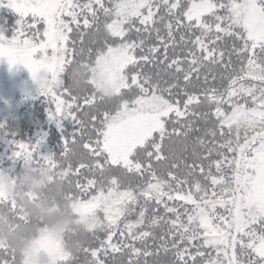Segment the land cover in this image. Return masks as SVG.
<instances>
[{
	"label": "snow or ice",
	"instance_id": "snow-or-ice-1",
	"mask_svg": "<svg viewBox=\"0 0 264 264\" xmlns=\"http://www.w3.org/2000/svg\"><path fill=\"white\" fill-rule=\"evenodd\" d=\"M0 8L18 15L11 36L0 28V58L75 124L56 157L23 141L14 153L52 169L91 217L80 256L42 238L52 264H264V0ZM70 65L87 87L65 82ZM96 72L115 97L97 95ZM14 260L0 248V264Z\"/></svg>",
	"mask_w": 264,
	"mask_h": 264
},
{
	"label": "clouds",
	"instance_id": "clouds-1",
	"mask_svg": "<svg viewBox=\"0 0 264 264\" xmlns=\"http://www.w3.org/2000/svg\"><path fill=\"white\" fill-rule=\"evenodd\" d=\"M89 78L74 67L67 83L78 91L87 87ZM91 78L97 95L116 96L115 87L99 72ZM40 79L48 83L44 73ZM11 205H15V211ZM90 223L91 217L79 212L67 196L66 185L52 169L29 162L12 175L0 171V248L6 247L15 256L13 264H52L41 244L45 237L62 241L66 251L80 256L92 239Z\"/></svg>",
	"mask_w": 264,
	"mask_h": 264
},
{
	"label": "rangeland",
	"instance_id": "rangeland-1",
	"mask_svg": "<svg viewBox=\"0 0 264 264\" xmlns=\"http://www.w3.org/2000/svg\"><path fill=\"white\" fill-rule=\"evenodd\" d=\"M8 22V20L6 21ZM3 74L2 72H0ZM7 73L13 78H21L22 81L25 82V86L22 89H19L15 84L14 87H11L12 95L8 97H0V125H4L11 119H22V116L25 115V112L32 108L29 113L36 109L35 111L39 112V127H35L34 129H27V132L21 135L16 139H7L3 136L0 137V147L3 153L8 154L9 157L14 156L16 161L14 163L8 164L4 168H9L13 171V174L18 172L20 168L25 163H29V161L23 157H17L14 155L16 151V142L23 141L30 144H35L36 155L37 156H53V149L50 142V129L53 127L62 128L64 122L72 120L71 118H60L54 113V104L50 96L43 94L40 91L38 83L33 79L28 68L21 64L14 71ZM28 79H27V78ZM30 80V81H29ZM17 84H21L22 82H16ZM34 111V112H35ZM19 163L17 164V161Z\"/></svg>",
	"mask_w": 264,
	"mask_h": 264
},
{
	"label": "trees",
	"instance_id": "trees-1",
	"mask_svg": "<svg viewBox=\"0 0 264 264\" xmlns=\"http://www.w3.org/2000/svg\"><path fill=\"white\" fill-rule=\"evenodd\" d=\"M18 19V15L14 13L12 10L0 8V28H3L5 31V35L11 36L16 27V20ZM8 20V22H6ZM79 43V41H78ZM21 64H17L14 66H9L6 58H0V97H8L12 95L11 87H14L16 84L19 89L24 88L25 82L22 81L21 78H12L7 71L12 72L16 68H18ZM71 65L69 66L68 72L65 73L64 79L67 83L69 80V72L71 71ZM152 65H147L146 70H152ZM27 78V77H26ZM28 79V78H27ZM21 81V84H17L16 82ZM30 81V80H29ZM15 83V84H14ZM32 108L28 109L25 112V115L22 116V119H11L6 122L4 125H0V137H4L7 139H16L21 135L27 132V129H34L35 127H39L40 120L38 118L39 112L33 109L30 113L29 111ZM35 111V112H34ZM0 120L1 117H0ZM75 127V124L72 120L64 122L62 128L53 127L50 129V142L53 149V157L59 155L63 148V137L67 133H71ZM16 161L14 156L9 157L8 154H4L0 147V171H6L8 174L12 175L13 171L9 168H4L8 164L14 163ZM19 160L17 161V164ZM113 255H115L116 259L119 260L118 254H110L109 259H112ZM57 264H64V262L57 261Z\"/></svg>",
	"mask_w": 264,
	"mask_h": 264
}]
</instances>
